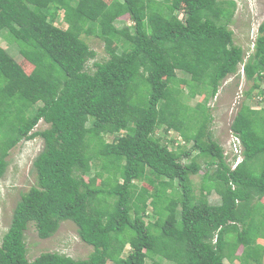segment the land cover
Returning a JSON list of instances; mask_svg holds the SVG:
<instances>
[{
    "label": "trees",
    "instance_id": "obj_1",
    "mask_svg": "<svg viewBox=\"0 0 264 264\" xmlns=\"http://www.w3.org/2000/svg\"><path fill=\"white\" fill-rule=\"evenodd\" d=\"M236 9V0H0V33L23 58L0 43V179L19 141H43L0 264H264V98L259 108L242 101L230 123L235 167L209 129L207 102L239 68L251 83L245 96L264 97V20L246 56L229 28ZM83 36L108 55L93 70ZM40 120L48 127L33 130ZM158 129L182 143L170 147L175 138ZM202 164L197 192L191 175ZM65 220L93 248L88 257L45 251L29 260V223L45 239Z\"/></svg>",
    "mask_w": 264,
    "mask_h": 264
},
{
    "label": "rangeland",
    "instance_id": "obj_2",
    "mask_svg": "<svg viewBox=\"0 0 264 264\" xmlns=\"http://www.w3.org/2000/svg\"><path fill=\"white\" fill-rule=\"evenodd\" d=\"M236 3V13L233 21L229 24V28L233 31L234 43L241 46L245 55L248 56L254 50L253 46L258 26L264 20V0H236ZM179 17H182V14L179 13ZM61 18L62 15L60 14L57 24H61L65 27L66 25L62 23ZM121 22L130 23L127 17L121 19ZM2 33L3 32L0 33V43L3 45L5 43L7 45L6 49L15 60L22 61L23 58L18 51V41L11 37L9 33L4 31L5 37ZM83 39L96 53L95 57L87 64L93 70V62L102 61L107 58L108 55L105 52L103 42L97 37L83 36ZM112 47L115 48L116 45L113 44ZM171 67L176 77L187 78L186 75L182 74L183 71L181 72V70L185 69L184 65L172 64ZM239 72V75L234 74L227 77L219 86L220 90L217 95L207 102V107L212 116V120L209 124L212 138L223 147L228 160H232L235 154L239 155V153H237L239 151L238 143L231 133L230 123L240 103L246 101L248 104H251L252 108H259V102L264 98L262 97V99H260L258 95H253L252 98L245 96V92L250 89L251 83L245 80L241 68H239ZM180 87L183 88V85ZM186 99L187 97L184 95V103H186ZM201 101L202 97L197 96L189 100V103L192 106H197ZM47 127L48 124L40 120L33 130H42ZM156 131L157 134L162 135L167 140L169 138H175V141L170 143V147H174L178 142L182 143V138L176 131L171 130L167 134L164 133L163 129H158ZM109 139L111 140L112 138ZM42 144L43 141L40 137H34L32 139L19 141V143L9 151L7 156L8 166L4 176L0 179V241L10 223L13 209L21 193L34 184L35 176L32 168V160L41 150ZM190 146L191 143L187 145L188 148ZM196 153V149L192 150L191 155L193 156ZM184 161L185 158L183 157L182 162ZM199 162H201V160H199ZM90 168L89 175H93L95 171L98 170L94 164H92ZM203 171L204 166L202 164L201 170L197 174L191 175L197 192L199 191V186L201 184L200 176ZM104 174L105 173H103V176H105ZM114 179L115 177H111L108 184L109 182H116ZM99 181L100 180H98V183ZM139 185L140 187L147 186L144 182H140ZM207 199L211 204H218L220 202V198L215 193L210 194ZM24 240L27 248V258L29 260L34 259L41 252L45 251H57L75 259H84L88 257L93 250L91 246L80 240L76 232V225L69 220L62 221L56 232L45 239L39 238L34 224L29 223L25 230ZM259 241L264 243L263 240ZM128 250L129 246L126 245L124 254ZM240 251L241 248L238 249V253ZM238 261L239 260H236L233 263L226 264H237ZM146 264H152V261L147 260ZM159 264L164 263L160 260Z\"/></svg>",
    "mask_w": 264,
    "mask_h": 264
},
{
    "label": "clouds",
    "instance_id": "obj_3",
    "mask_svg": "<svg viewBox=\"0 0 264 264\" xmlns=\"http://www.w3.org/2000/svg\"><path fill=\"white\" fill-rule=\"evenodd\" d=\"M235 137V136H234ZM236 138V137H235ZM237 140V139H236ZM237 143H238V140H237ZM238 148H239V144H238ZM240 152V148H239V151L237 152V153H239ZM240 154V153H239ZM236 155V154H235ZM237 156V158L233 155V157H232V160H229L231 163H232V168L233 167H235L236 166V164L238 163V161L241 159V157L237 154L236 155ZM234 157L236 158L235 160H234Z\"/></svg>",
    "mask_w": 264,
    "mask_h": 264
}]
</instances>
